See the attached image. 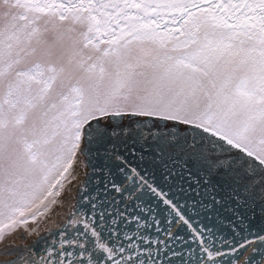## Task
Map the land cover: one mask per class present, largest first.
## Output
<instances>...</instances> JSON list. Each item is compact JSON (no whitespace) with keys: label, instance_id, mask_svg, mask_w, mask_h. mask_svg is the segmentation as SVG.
I'll return each mask as SVG.
<instances>
[{"label":"snow or ice","instance_id":"snow-or-ice-1","mask_svg":"<svg viewBox=\"0 0 264 264\" xmlns=\"http://www.w3.org/2000/svg\"><path fill=\"white\" fill-rule=\"evenodd\" d=\"M0 246L264 264V0H0Z\"/></svg>","mask_w":264,"mask_h":264},{"label":"water","instance_id":"water-1","mask_svg":"<svg viewBox=\"0 0 264 264\" xmlns=\"http://www.w3.org/2000/svg\"><path fill=\"white\" fill-rule=\"evenodd\" d=\"M77 171L80 172V168L79 167H77ZM82 176H83V173L81 172V178H82ZM70 187H71V190H72V194H74V192H75V185H72ZM62 199L65 200V201H67V196L63 197ZM66 207H67V203L64 204V207H61V206H59L57 204V206H56V210L57 211L54 214V219L55 220L58 221V220L62 219V215H59V214H62L65 211V208ZM49 226H52V225L49 224L46 227H49ZM46 227H43V229L46 228ZM43 229H41V230H43ZM35 239H36L35 236H32L29 239L23 240V241H21L20 239H15L14 240V243L17 244V245H19L21 243H23V244H30ZM7 243H9V241H5V244H7ZM0 247H2V246H0ZM10 258H11L10 256L0 255V260L10 259Z\"/></svg>","mask_w":264,"mask_h":264},{"label":"rangeland","instance_id":"rangeland-1","mask_svg":"<svg viewBox=\"0 0 264 264\" xmlns=\"http://www.w3.org/2000/svg\"><path fill=\"white\" fill-rule=\"evenodd\" d=\"M52 199H56V198L54 197V198H52ZM49 208H50V210H51V213H50V217H49V219H50V218H54V214H55V212H56L57 210H56V208H53L51 204L49 205ZM48 225H49V224H48Z\"/></svg>","mask_w":264,"mask_h":264},{"label":"flooded vegetation","instance_id":"flooded-vegetation-1","mask_svg":"<svg viewBox=\"0 0 264 264\" xmlns=\"http://www.w3.org/2000/svg\"><path fill=\"white\" fill-rule=\"evenodd\" d=\"M51 220V219H50ZM48 222H41L40 224V228L42 229L43 227H45L46 225H48Z\"/></svg>","mask_w":264,"mask_h":264},{"label":"bare ground","instance_id":"bare-ground-1","mask_svg":"<svg viewBox=\"0 0 264 264\" xmlns=\"http://www.w3.org/2000/svg\"><path fill=\"white\" fill-rule=\"evenodd\" d=\"M62 198H63V197H62ZM62 198H60V199H62ZM51 205H52V204H51ZM56 206H57V205H52L53 208H56ZM50 219H54V218H50ZM46 226H47V225H46ZM46 226H45V227H46ZM42 229H43V228H42Z\"/></svg>","mask_w":264,"mask_h":264}]
</instances>
